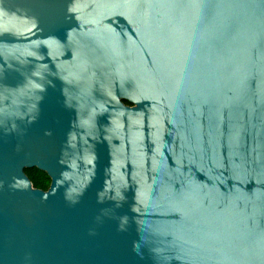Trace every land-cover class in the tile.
<instances>
[{"label": "water", "instance_id": "water-1", "mask_svg": "<svg viewBox=\"0 0 264 264\" xmlns=\"http://www.w3.org/2000/svg\"><path fill=\"white\" fill-rule=\"evenodd\" d=\"M0 264H264V0H0Z\"/></svg>", "mask_w": 264, "mask_h": 264}, {"label": "trees", "instance_id": "trees-1", "mask_svg": "<svg viewBox=\"0 0 264 264\" xmlns=\"http://www.w3.org/2000/svg\"><path fill=\"white\" fill-rule=\"evenodd\" d=\"M26 174L29 177L32 185L36 189L48 191L51 185L50 177L38 169L26 170Z\"/></svg>", "mask_w": 264, "mask_h": 264}]
</instances>
